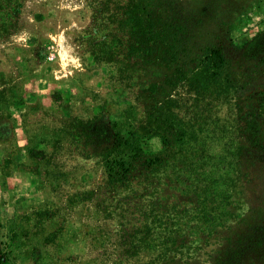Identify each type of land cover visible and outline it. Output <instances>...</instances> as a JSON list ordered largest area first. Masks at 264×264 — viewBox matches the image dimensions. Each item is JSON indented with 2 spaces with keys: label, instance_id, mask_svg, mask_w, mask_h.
I'll list each match as a JSON object with an SVG mask.
<instances>
[{
  "label": "rangeland",
  "instance_id": "rangeland-1",
  "mask_svg": "<svg viewBox=\"0 0 264 264\" xmlns=\"http://www.w3.org/2000/svg\"><path fill=\"white\" fill-rule=\"evenodd\" d=\"M161 1L185 19L192 49L225 46L237 87L196 102L186 82L171 87L177 117L190 125V112L201 113L223 129L204 148L211 158L194 157L191 182L190 140L131 182L104 172L112 121L125 110L139 120L168 90H145L156 51L141 50L121 79L81 41L86 0H0L2 264H264V0ZM141 147L161 149L156 137ZM122 235L155 246L122 256Z\"/></svg>",
  "mask_w": 264,
  "mask_h": 264
},
{
  "label": "trees",
  "instance_id": "trees-1",
  "mask_svg": "<svg viewBox=\"0 0 264 264\" xmlns=\"http://www.w3.org/2000/svg\"><path fill=\"white\" fill-rule=\"evenodd\" d=\"M86 3L90 7V22L83 30L81 41L88 46L92 59L114 63L116 74L129 80L135 64L144 55L156 51L153 63L155 60L159 63L149 69L151 80L145 90L147 95H156L159 83L168 88L150 102L139 120L125 110L120 120L112 121V138L104 149L102 160L107 181L113 184L131 182L135 177L147 175L165 165L173 154H181L190 140L191 182L199 175L193 169L195 158L203 163L202 156L211 158L213 151L208 155L204 148L216 145L223 129L210 127L213 119L201 113L190 112V125L177 117L170 109L173 100L170 91L178 81H184L193 93V102L203 97L226 98L227 95H221L225 87L235 93L237 87L228 69L225 46L218 42L192 49L185 19L168 17L165 6L160 7L161 0H86ZM170 65H174L173 71L160 79V69ZM150 137L158 139L159 152L147 154L142 150V141ZM224 149L219 150L225 153ZM217 158L222 162L224 155L218 153ZM217 165L215 162L213 168ZM144 238L133 243L130 235H122L120 243L123 245L118 243L121 255L155 246ZM2 262L0 257V264Z\"/></svg>",
  "mask_w": 264,
  "mask_h": 264
}]
</instances>
